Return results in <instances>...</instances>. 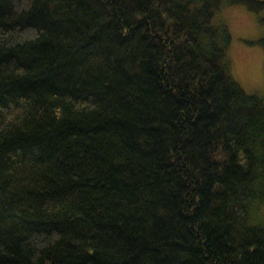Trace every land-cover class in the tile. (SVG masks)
Returning a JSON list of instances; mask_svg holds the SVG:
<instances>
[{"label": "trees", "instance_id": "16d2710c", "mask_svg": "<svg viewBox=\"0 0 264 264\" xmlns=\"http://www.w3.org/2000/svg\"><path fill=\"white\" fill-rule=\"evenodd\" d=\"M223 4L264 24V0H0V264H264V100Z\"/></svg>", "mask_w": 264, "mask_h": 264}, {"label": "rangeland", "instance_id": "374dc122", "mask_svg": "<svg viewBox=\"0 0 264 264\" xmlns=\"http://www.w3.org/2000/svg\"><path fill=\"white\" fill-rule=\"evenodd\" d=\"M217 18L231 32L228 57L233 77L246 93L264 100V52L255 42L264 34V24L243 4H223Z\"/></svg>", "mask_w": 264, "mask_h": 264}]
</instances>
